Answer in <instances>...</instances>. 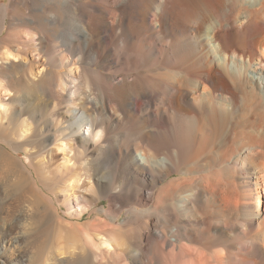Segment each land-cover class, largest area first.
Masks as SVG:
<instances>
[{
  "label": "bare ground",
  "instance_id": "1",
  "mask_svg": "<svg viewBox=\"0 0 264 264\" xmlns=\"http://www.w3.org/2000/svg\"><path fill=\"white\" fill-rule=\"evenodd\" d=\"M0 264H264V0H0Z\"/></svg>",
  "mask_w": 264,
  "mask_h": 264
},
{
  "label": "rangeland",
  "instance_id": "2",
  "mask_svg": "<svg viewBox=\"0 0 264 264\" xmlns=\"http://www.w3.org/2000/svg\"><path fill=\"white\" fill-rule=\"evenodd\" d=\"M1 2L3 3V4H5V3H8L9 2V0H1ZM15 27H17V26H15ZM15 27H12L11 29H10V32H15L16 30H17V28H15ZM22 72L21 71H19V73L18 74H21ZM38 148L37 147H35V151L37 150ZM40 154H42V151L40 152ZM18 156L23 160V161H25V162H27L28 163V160H29V158H28V155L27 154H25L24 152H22V151H19V153H18ZM61 171V172H60ZM74 170H65V169H61V170H59V174H61V175H59V176H55V175H51L50 177H49V180H50V188H51V190H53L54 188L56 189V190H58V189H60L59 187L60 186H62V184L64 183H66L67 181H68V179L70 178V176L71 175H73L74 174V172H73ZM54 174V173H53ZM180 175V173H178V172H176V173H173L171 176H170V178H176L177 176H179ZM51 178V179H50ZM55 180V182H53ZM55 183H57V185H58V187L56 188V184ZM54 187V188H53ZM54 191V190H53ZM251 200H252V202H253V198H251ZM107 205H108V199L107 198H105V197H101V198H99V199H97L94 203H92V210H94V211H91V213L89 214L88 212H86L85 214H83L78 220L79 221H81V222H84V221H89L90 219H92V217H95V216H101L102 218H106V214L102 211V208H104V207H107ZM60 208V211H61V213L64 211V210H66L65 209V207L64 206H60L59 207ZM127 214H126V212L125 211H122V212H120L119 213V217L115 220V224L116 225H122L123 224V222H124V220L127 218ZM108 218V217H107ZM75 218H73V220H74ZM136 219L137 220H141L142 219V216H136ZM131 221V220H130ZM129 220H127L126 221V223H124V224H128V225H130L132 222H130Z\"/></svg>",
  "mask_w": 264,
  "mask_h": 264
}]
</instances>
